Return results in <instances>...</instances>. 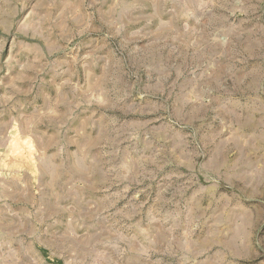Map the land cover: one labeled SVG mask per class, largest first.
<instances>
[{"label": "rangeland", "instance_id": "374dc122", "mask_svg": "<svg viewBox=\"0 0 264 264\" xmlns=\"http://www.w3.org/2000/svg\"><path fill=\"white\" fill-rule=\"evenodd\" d=\"M0 264H264V0H0Z\"/></svg>", "mask_w": 264, "mask_h": 264}]
</instances>
